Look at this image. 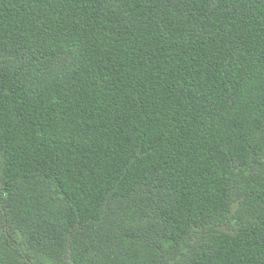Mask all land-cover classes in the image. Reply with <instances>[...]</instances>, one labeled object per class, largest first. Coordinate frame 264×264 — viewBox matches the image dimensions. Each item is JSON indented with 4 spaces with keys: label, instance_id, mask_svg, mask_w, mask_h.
I'll list each match as a JSON object with an SVG mask.
<instances>
[{
    "label": "trees",
    "instance_id": "trees-1",
    "mask_svg": "<svg viewBox=\"0 0 264 264\" xmlns=\"http://www.w3.org/2000/svg\"><path fill=\"white\" fill-rule=\"evenodd\" d=\"M0 264H264V0H0Z\"/></svg>",
    "mask_w": 264,
    "mask_h": 264
}]
</instances>
